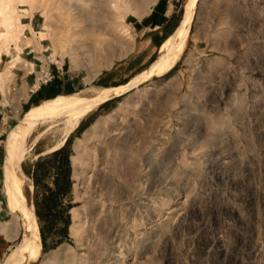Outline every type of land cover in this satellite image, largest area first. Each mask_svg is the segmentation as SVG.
<instances>
[{
	"label": "rangeland",
	"instance_id": "obj_1",
	"mask_svg": "<svg viewBox=\"0 0 264 264\" xmlns=\"http://www.w3.org/2000/svg\"><path fill=\"white\" fill-rule=\"evenodd\" d=\"M6 1L0 24L10 19L12 29L0 28L8 34L0 38V231L17 224L3 193V156L23 114L57 95L122 86L153 64L176 30L150 61L136 54L128 22L154 0H122L116 12L107 6L113 0ZM32 15L38 26L27 31ZM32 43L44 65L35 84L41 99L25 102L37 87L19 53ZM50 127L40 122L26 138L20 167L31 180L39 161V183L53 189L57 169L45 157L56 151L62 126ZM63 144L70 189L58 200L69 219L66 238L64 221L54 216L47 226L36 217L45 212L43 189L32 180L22 186L47 246L33 264H264V0H197L175 65L99 106ZM19 236L0 232V264Z\"/></svg>",
	"mask_w": 264,
	"mask_h": 264
},
{
	"label": "bare ground",
	"instance_id": "obj_2",
	"mask_svg": "<svg viewBox=\"0 0 264 264\" xmlns=\"http://www.w3.org/2000/svg\"><path fill=\"white\" fill-rule=\"evenodd\" d=\"M196 1L183 0L182 8H184V14L182 19L176 26L174 33L161 43L162 47L159 50L157 59L146 71L119 87H88L89 89L81 90L79 93L63 96L57 95L58 97L55 96L50 100L43 101L25 112L18 120L16 126L7 134L3 156L4 171L6 169L7 172L5 173L3 193H5L7 209L16 216L17 224L13 228L3 225L1 231L5 233L9 240L16 239L19 232L20 236L13 251L3 259L1 264H33L40 256L42 250L37 220L35 219L32 207L26 203L22 191L23 185H31V180L23 174L20 167V163L27 152L26 138L32 134L40 122L49 123L50 128L61 125L62 127L59 128L60 139L55 144V148L53 147L55 150L60 149L64 145L63 143L66 138L78 126L80 121L88 114L94 112L100 104L114 98L116 95H123L130 89L137 88L144 81L153 77H159V75L171 69L185 47ZM6 2L9 4L10 0ZM121 2L122 0H113L107 6L116 12ZM125 2H130V0H124ZM102 6L106 5L103 3ZM1 15L2 13L0 12ZM6 27L7 29H12L10 19L0 24L2 30H5ZM2 30H0V38L8 35ZM17 65L15 51H12L8 63L9 71L12 72V69L16 68ZM91 136L92 131L89 130L86 133L85 140L89 141ZM37 140L38 138L35 142ZM74 148V155H76V159H79L81 152L78 150V146ZM77 222V218H74L72 226H70L73 235L77 231Z\"/></svg>",
	"mask_w": 264,
	"mask_h": 264
},
{
	"label": "crops",
	"instance_id": "obj_3",
	"mask_svg": "<svg viewBox=\"0 0 264 264\" xmlns=\"http://www.w3.org/2000/svg\"><path fill=\"white\" fill-rule=\"evenodd\" d=\"M154 1L151 4L148 12L141 15L140 17H134L130 22H128L129 27L133 31V48L136 49V54H138L139 57H141L142 55V59L148 58V60L150 61L154 58L156 50L158 49L161 41H163L175 30L182 13L181 6V10L177 8V0ZM24 24L27 27V31L29 28L34 31V28L38 26V23H36V21L34 20L33 15L27 17V20ZM28 39L31 40L30 38ZM31 41L33 42V40ZM37 47L38 46H34L33 43L30 45H25L22 49V51L25 50L24 53L21 51L19 53L20 56H26L24 60L28 63L27 66H30L32 68L31 71L27 72V74H34V85L37 84L36 73L39 72L42 67H44V65L42 64L43 60L41 61L40 57L38 56L39 54H41L39 49L35 50V48ZM150 61L147 62V65ZM37 62H39V64H37ZM16 72L21 73L22 69L18 68L16 69ZM27 74L24 77V85L28 88L30 86L29 84H27V80H29ZM35 88L36 89H34V91L27 89L28 92L26 93L25 102L29 100H31L32 102L33 100L41 99L38 96L39 94L41 95L40 92L42 87L39 88L38 85H35ZM59 96H63V94ZM52 98L46 100H50ZM1 100H3V95H1L0 93V101Z\"/></svg>",
	"mask_w": 264,
	"mask_h": 264
},
{
	"label": "trees",
	"instance_id": "obj_4",
	"mask_svg": "<svg viewBox=\"0 0 264 264\" xmlns=\"http://www.w3.org/2000/svg\"><path fill=\"white\" fill-rule=\"evenodd\" d=\"M68 156L69 151L63 146L62 148L53 151L45 158L48 159V161H53L57 171L55 172V178H54V185L55 188H50L48 186L41 185L39 183L41 181L40 176H38V173L42 171V164L38 162L34 163L32 166V172L30 174L31 180L35 187H41L43 189V193L45 194L41 199V206H43L44 213L37 212L36 217L38 219H43L46 221L47 226H52V222L54 216L58 219H61L64 221V227L61 230L62 237L66 238V230L69 224V219L65 215L66 209L64 210L63 214L59 210L60 207V201L58 200L59 196L64 197L69 189H70V183H69V165H68ZM38 176V177H36ZM59 176V177H58ZM38 178V179H37ZM65 215V216H64ZM46 226V227H47ZM41 238V244L43 249H46V243L45 238L43 237L42 233H40Z\"/></svg>",
	"mask_w": 264,
	"mask_h": 264
},
{
	"label": "water",
	"instance_id": "obj_5",
	"mask_svg": "<svg viewBox=\"0 0 264 264\" xmlns=\"http://www.w3.org/2000/svg\"><path fill=\"white\" fill-rule=\"evenodd\" d=\"M183 12H184V8H183V10H182L181 17H180L178 23L180 22V20H181L182 17H183V14H184ZM178 23H177V25H178ZM175 29H176V28H175ZM118 96H121V95H116L115 97H118ZM111 100H113V98L110 99V100H108V101H105L104 103L100 104L99 106H101V105H103V104H105V103H107V102H109V101H111ZM99 106H98V107H99Z\"/></svg>",
	"mask_w": 264,
	"mask_h": 264
}]
</instances>
